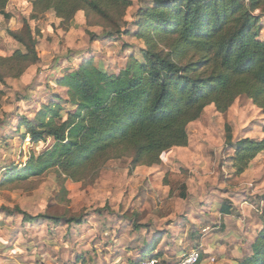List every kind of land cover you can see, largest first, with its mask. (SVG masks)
I'll list each match as a JSON object with an SVG mask.
<instances>
[{"label":"rangeland","instance_id":"1","mask_svg":"<svg viewBox=\"0 0 264 264\" xmlns=\"http://www.w3.org/2000/svg\"><path fill=\"white\" fill-rule=\"evenodd\" d=\"M31 1L10 2L6 7L9 20L0 15V57H9L18 49L23 51L9 33H21L25 24L36 40L39 57V62L29 67L21 78L7 79L5 85H0L4 94L0 107V264L123 261L128 254L129 233L134 231L128 224L122 225L116 234L121 244L109 245L114 234L109 237L103 230L106 227L103 221L114 213L120 215L118 218L131 216L132 226L152 223L154 228H159L171 221L168 219L189 220V215L193 217L201 209L209 210L211 203L244 202L245 213L241 212V216L245 217V226L252 221L256 225L251 227L257 229L259 223L254 220L251 208L262 207L264 154L258 155L245 173L235 175L229 162L233 151L225 146V125L231 128L232 143L242 138L264 137L261 132L264 115L245 97L238 98L225 114L216 113L213 106L205 108L201 118L187 128L188 146L165 152L157 166L131 170V160L124 158L108 161L97 173L79 183L64 180L53 171L38 178L3 183L6 173L22 169L32 156L41 155L53 145L51 139L33 143L23 127L17 132L20 120H33L40 106L52 100V95H61L60 104L65 112L73 111L64 102V91L54 83L59 72L75 69L83 60L90 59L100 62L107 72L118 73L130 57L139 59L140 51L146 46L134 37L133 24L139 19V9L153 3V0H131L132 6L124 16L123 30L127 34L110 36L111 31L99 18L87 19L83 12L77 13L74 26L64 31L51 13L34 15ZM254 15L259 17L260 38L264 41V15L259 11ZM53 103H59L54 96ZM181 191L186 194L185 199L179 197ZM19 213L40 218L26 223ZM42 216L81 217L90 220L91 226L54 224ZM189 223H193V218ZM141 233L144 236L145 230ZM213 234L207 238L203 231L200 264H222L218 260L219 250L207 249L211 240L219 242L223 237L218 229ZM225 245L231 246L223 242ZM190 250L186 249L185 253ZM144 256L150 255L144 252ZM168 258L165 261L170 264L177 259L175 255ZM161 260L162 255L159 264Z\"/></svg>","mask_w":264,"mask_h":264},{"label":"trees","instance_id":"2","mask_svg":"<svg viewBox=\"0 0 264 264\" xmlns=\"http://www.w3.org/2000/svg\"><path fill=\"white\" fill-rule=\"evenodd\" d=\"M12 1L0 0V15L6 20L10 19L6 7ZM131 6V0L31 1L34 15L51 13L64 31L83 12L87 19L99 18L110 36L127 34L124 16ZM256 11L264 15V0H153L150 7L139 9L133 27L134 37L146 46L140 58L130 57L118 73H109L90 59L59 72L54 83L73 111L65 112L61 95H52L33 120H20L17 132L23 127L33 143L51 139L53 145L32 156L22 169L6 173L3 183L50 171L79 183L108 161L124 158L131 160V170L157 166L165 152L188 146L187 128L205 108L213 106L216 113L225 114L240 97L264 115V41ZM23 28L21 33H9L23 51L0 57V85L21 78L39 62L33 33L27 24ZM3 96L0 91V107ZM53 96L59 103H53ZM224 131L225 146L233 151L231 167L235 175H242L264 154V137L232 143L230 126L225 125ZM261 132L264 135V124ZM179 197L186 198L184 191ZM19 214L26 223L40 218ZM42 218L67 226L85 224L81 217ZM132 228L138 230L140 225ZM150 247L145 250L148 257L160 260L161 254H151ZM148 257L143 253L141 258ZM236 264H264V230L257 234L251 255Z\"/></svg>","mask_w":264,"mask_h":264},{"label":"crops","instance_id":"3","mask_svg":"<svg viewBox=\"0 0 264 264\" xmlns=\"http://www.w3.org/2000/svg\"><path fill=\"white\" fill-rule=\"evenodd\" d=\"M215 204L216 203H211L207 211H205V209L199 210V215L193 217L189 215L187 217L189 220H185L184 218L182 222H180V220L168 219L171 221L163 223L159 228H154L155 224L153 226L152 223H149V225L141 224L138 230H134L130 220L131 216L127 217L121 215L122 217L118 218L117 216H120L118 213H114L112 216L107 215L106 220L103 221L106 224L103 230L109 233V237L114 234L112 243L109 245L121 244V239L118 238L116 234L120 232L122 225L128 224L130 230L134 231V234L129 233L131 236L129 246L127 247V258L123 261L119 259L114 264H134V262H138L142 259L143 253L149 246H151L150 249L153 250L151 254H161L162 260L164 259V261L173 255L179 258L186 252V249H199L201 252L202 240L205 236H212L217 229L223 233L221 240L224 238V243L231 244L229 248L226 245L223 247V242H221V240L215 242V240L212 241L210 239L211 243L207 249L219 250V262L222 264H236V261L249 257L251 255V247L255 242L257 234L264 230V198L260 203L262 204L261 208H251L255 214V218L257 217L256 219L254 218V220L259 223L257 224L259 225L257 229L252 228L256 225V223L254 222L253 224L252 221L245 226V217L242 218L241 212L245 213L246 203L243 202L236 205L234 203L232 204L230 201H221L220 204ZM215 207L217 208L216 214L214 215ZM203 208H206V206ZM113 218L115 220L114 224L111 223L113 222ZM191 218H193V223H189ZM110 224H112L111 229L109 228ZM87 226H91L90 220H85V224L81 227ZM141 230H145L144 236ZM203 231H205V236L203 235ZM156 238L158 240L155 241ZM170 248H172V250H170ZM203 254L205 253L203 252ZM201 256H203L202 253ZM87 260L90 261L89 258ZM81 263L85 264L83 260H81L80 264Z\"/></svg>","mask_w":264,"mask_h":264},{"label":"built area","instance_id":"4","mask_svg":"<svg viewBox=\"0 0 264 264\" xmlns=\"http://www.w3.org/2000/svg\"><path fill=\"white\" fill-rule=\"evenodd\" d=\"M201 261V254L199 249L190 250L187 253H184L179 258H177L171 264H200ZM211 261H213L211 259ZM135 264H159L158 260L152 257L144 258L139 260Z\"/></svg>","mask_w":264,"mask_h":264}]
</instances>
